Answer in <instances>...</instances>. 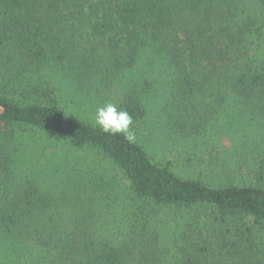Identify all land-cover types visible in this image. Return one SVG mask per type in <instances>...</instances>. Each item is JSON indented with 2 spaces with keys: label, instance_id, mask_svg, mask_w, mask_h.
I'll use <instances>...</instances> for the list:
<instances>
[{
  "label": "trees",
  "instance_id": "trees-1",
  "mask_svg": "<svg viewBox=\"0 0 264 264\" xmlns=\"http://www.w3.org/2000/svg\"><path fill=\"white\" fill-rule=\"evenodd\" d=\"M262 3L0 0V264H264Z\"/></svg>",
  "mask_w": 264,
  "mask_h": 264
},
{
  "label": "rangeland",
  "instance_id": "rangeland-1",
  "mask_svg": "<svg viewBox=\"0 0 264 264\" xmlns=\"http://www.w3.org/2000/svg\"><path fill=\"white\" fill-rule=\"evenodd\" d=\"M249 1H252V0H249ZM262 4L264 5V3H262ZM247 5L252 6L253 3H248ZM231 119H233L231 123L234 126H236V127L232 128L234 130H239L240 127H244L246 129L240 130V131H244L245 132L247 130V132H251L252 130H254L257 134L260 133V130L257 129V128H253V127H250V126L247 127V126L244 125L245 123H247V119H245V117L243 115H242V117H232ZM219 122H221V119L219 120ZM228 122H227V124L224 127L227 128ZM175 143L176 142H171L169 144H175ZM221 143L225 144L226 146H228L230 142L228 141V139L223 138ZM186 145H187L186 143L178 144V145H176L177 147L175 146L176 149L174 151L167 150V152L165 153V156H167L168 159L172 160V162H173V164L171 166L172 170L177 175H180L182 177H194V178L205 180V181H208V182H211V183H214V184L219 183L220 181H218V179L212 178L211 177L212 174L209 173L207 170H201L198 167H195V165L188 164L185 161L184 156H179V152L182 151L184 148H186ZM196 146H197L196 144H193L191 146V148L193 149ZM247 147L250 150H255L256 149L255 148L256 147V140L255 139L247 140ZM197 220L200 221V222L201 221H207V218L204 215H200V219H197ZM241 221L242 222H247L248 220L246 218V219L241 220Z\"/></svg>",
  "mask_w": 264,
  "mask_h": 264
},
{
  "label": "clouds",
  "instance_id": "clouds-1",
  "mask_svg": "<svg viewBox=\"0 0 264 264\" xmlns=\"http://www.w3.org/2000/svg\"><path fill=\"white\" fill-rule=\"evenodd\" d=\"M93 126L110 135L121 134L130 143L136 140L133 117L111 101L97 107Z\"/></svg>",
  "mask_w": 264,
  "mask_h": 264
}]
</instances>
